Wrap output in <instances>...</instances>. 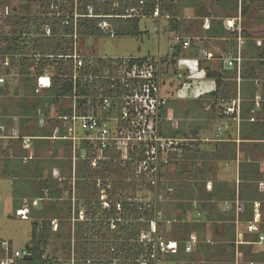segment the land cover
<instances>
[{"label":"rangeland","instance_id":"1","mask_svg":"<svg viewBox=\"0 0 264 264\" xmlns=\"http://www.w3.org/2000/svg\"><path fill=\"white\" fill-rule=\"evenodd\" d=\"M25 1L10 0L9 5L13 9V13L14 10L21 15L25 13L24 9H22ZM3 2L8 3L7 0H3ZM259 9V14L254 12L250 16L255 15L257 22H254L253 26L257 30V34L261 36L264 34L263 6L261 5ZM40 10L39 3H32L33 17L30 21L31 30L28 32L32 35L31 38H37L34 32H36L37 25L39 23L41 24ZM171 20H177L176 15L166 13L163 17H142L140 28L144 32V35L139 38L105 36L92 38L88 41L81 38L78 41L79 55L88 63H96L98 60H103L104 62L105 60L107 62L106 64H109L110 60L107 59L110 58H156L162 66L160 76L162 94L165 98L171 99L170 97L172 96H178L179 86L186 78L185 76H183V79L179 78L181 70L178 64H175L172 60L173 48L178 44L179 40L170 45L168 35L163 31L167 24L169 33H174L170 23ZM4 24L5 20L2 23L3 27ZM158 30H160V35H158ZM146 32L149 33V36ZM172 34L170 35L174 38ZM231 46L225 43L215 42L214 45L213 43L207 44L206 48L213 52L217 50V54L222 53L221 49H225L228 52ZM25 52L26 55L34 58L35 64L38 63V60L39 62L43 60L41 56L35 55L34 51L31 52V48L27 51L25 49ZM164 61L165 63H163ZM34 71H37V66L34 67ZM23 85V77L17 72L14 80L10 84V91L4 96H0V109L7 122H9L11 131L16 127L15 124H20L21 120L19 116L13 117L12 115L16 111H21V104L26 105L24 103L26 97L29 98H27L29 102H33L34 100L29 97L28 92H25ZM52 88L53 84L44 90L38 89L36 91L38 97L35 99L38 100L39 97H48L49 91ZM16 89L20 97H15L14 93ZM185 97L189 98L187 94ZM45 103L44 106L49 107L50 116L55 117V121L57 114L62 113L63 110H67V105L62 101L57 105H48L49 102L46 101ZM207 104V102H204L202 106L209 107L210 104ZM204 112H206V116L196 117V128L201 122H204L202 123L204 127L200 132V141L198 139L196 142L180 143L187 148L186 152L183 151L181 154L176 152L171 147L173 146V141L169 140L155 148L158 156H160L157 165L159 163L163 164L160 175L157 173L140 175L135 168L138 165L133 166L131 165V161H129L132 160L131 157L134 154V152L130 151L131 149L127 152L123 151L119 159L94 164L89 159V156L83 155L85 153L82 150L79 149L77 156L74 157L72 146L70 150V148L59 145L57 143L58 141L45 143L46 141H40V139L34 140L35 148L31 151V147L28 152L23 150L22 142H13L9 147H7L8 145L6 143L4 144L5 146H0V242L5 241L10 244L12 258L16 259L24 251L28 250V246L31 243L33 224L36 222L41 226L44 221H51L52 238L47 249V256L57 259L53 264H75V260H80L82 254H85V250L87 251L89 249L87 243L85 245V242H90V249L88 251H93L98 260H108L111 258L112 247L117 244V241L122 242L121 240H117V238L128 232V226L132 228L134 225H139L140 231H145L143 227L146 221L144 216H142L143 213L136 215L139 216L137 220L135 216L129 214V211H119L113 216L110 213L111 216H107L110 207L113 205L119 207L123 201L127 200L130 209L137 206L138 208H145L149 204L160 205L161 208L158 214V226L153 222L150 225V232L141 233L140 240L137 241L140 248L144 250L139 261L141 262L140 264L148 263L149 252L152 249L150 247L151 244L154 245L158 241L160 243H167L170 240L175 244V248L167 253H161L160 260L157 264H163V262L165 264L171 263L170 261H173L174 253L179 250V240L188 235L191 236L192 231L196 228V217L206 216L203 214L199 215V212L202 211V206L206 201L207 195L218 187L215 186V183L213 185L209 183L210 185L208 184L207 189L204 192H200L199 187L201 182L203 184L200 170L203 168H205L204 170L211 168L217 181L224 182L223 180H225V182L227 181L231 186L235 187L238 184L235 178L238 172L236 174L234 172L236 168V162L234 160L219 163L211 156L209 161H204L201 158L199 159L197 155L198 152L199 154L200 152L210 153L214 150L215 143L213 135L217 128H221L224 132L228 130L226 126L228 122L215 114L217 110L213 111L211 108L210 111ZM42 119L45 121V124L44 127H41L45 128L46 132L51 133L56 126L53 123L46 124V121L52 122L49 117ZM175 122L173 120V122L167 123L162 128L163 133L171 135L176 126ZM35 128H37L36 123L31 121L22 125L23 130H21L23 134L30 135L31 130H35ZM185 134L186 137H189L191 136V131L189 130ZM234 134L236 133L233 132L232 135ZM212 140L213 142H211ZM70 160L72 165L70 164ZM70 165L72 166V170ZM80 175L82 176L80 177ZM142 176L144 177L142 178ZM48 180L49 184H52L51 182L55 183L49 186L50 190L54 192L58 191V198L55 200H51L50 198H45L44 200L36 199L34 197L36 192L44 190L47 187L46 181ZM151 183L154 185L153 188H150ZM261 184L263 185V183ZM95 185H97L98 189L95 188ZM192 185L195 186L193 187ZM211 185L212 187H210ZM76 188L80 191H77ZM50 190L47 189V191ZM24 198L26 199L24 200ZM191 198H196L198 201L192 202V209L186 214L188 217L185 221H180L179 217L186 210L185 205L192 201ZM91 199L92 201H100L102 203V211H106V215L102 211H99L98 215H95L96 217H93L94 212L91 213L93 216H88L86 211L89 210L88 206ZM17 200L21 204V209L14 208L15 201ZM24 205L28 207L24 208ZM70 206L72 208V214L69 212ZM225 206L223 203L217 204V212L214 215L219 216V212L232 209L231 205ZM78 209L80 210L79 217L75 214V210ZM258 209L257 213L260 214V219H262L264 214ZM121 216H125L126 218L122 220L120 219ZM92 220V225L95 224L94 221L102 225V229L99 232L91 226V232L87 228L86 224H91L90 222ZM260 222H257L258 228ZM154 224L155 231H153ZM247 225V223L241 224L242 233L245 232ZM194 240L196 242V238ZM150 242L152 243L150 244ZM175 249L176 251H174ZM250 253L251 249L241 260L249 261ZM185 260L183 264H188V260ZM82 261L83 259L77 262L79 264ZM113 264L134 263L132 260L125 261L124 255L121 254L119 259L117 258Z\"/></svg>","mask_w":264,"mask_h":264},{"label":"trees","instance_id":"2","mask_svg":"<svg viewBox=\"0 0 264 264\" xmlns=\"http://www.w3.org/2000/svg\"><path fill=\"white\" fill-rule=\"evenodd\" d=\"M9 1L10 0H7L8 3H4L3 0H0V4L9 5ZM165 1L166 0H164V2ZM261 2L263 4L264 10V0H261ZM32 3H39L41 9V24L39 23L37 25L36 32H34L37 38H31L29 36L31 34L28 33L29 30H31L30 21L33 17ZM53 6H57L59 9H53ZM250 7L251 5L245 6L243 10V15H245V17L248 16ZM90 8L93 10V17H90L89 14ZM135 8H139V0H26L25 4L22 5V9H24L25 13L21 15L18 14L16 10H14V13L6 18L4 27L3 25L0 26V75L4 73L3 71H1V62H3L7 58L11 61L13 66H20L19 75L23 77L24 80L23 89L25 90V92L29 93L30 98L34 99L33 102H29V98L26 97V99L24 100V103L26 105L21 104V111H16V113L12 115L13 117L19 116L21 118V129L22 125L27 124L31 121H34L36 123L37 128H35V130H31L30 135L23 134L22 129V136H31L35 138L51 137L53 131L51 133L46 132L45 128H42L40 126V120L44 117H49L50 121L52 122H48V125L49 123H53L55 126H58L60 125L57 121L58 117L61 115H67L69 113L68 110H63L62 113L57 114L55 121V117L50 116L49 107H45L44 104H46V101L49 102L48 105H57L60 101H63L66 96L71 95L73 92V86L71 83H66L59 79V75L67 74L69 68L66 66V62L63 59L61 60L60 58L58 59L56 57L67 56L70 55V53H73L75 45L74 36L77 35L78 41H80L81 38H84L88 41L92 38L105 36L116 38H139L144 35V33L140 29L141 18L150 17V15L154 13L155 3L152 1H147L145 9L142 12V17L130 18L131 10ZM76 12L79 16L77 19V30L75 29ZM254 22H257V19H254L252 21L251 18L247 17V22L244 24L245 27L243 31V36L248 40V45L245 51V61L243 64L244 67L242 77L244 79V84L246 83L248 85V92L252 90L251 92L253 98L250 97L251 100L255 99L256 95L255 81L258 79V68L260 66L264 67V62L260 61L264 54V47L260 49L255 45V40L257 38L264 41V34L261 36L257 34V30H255V27L253 26ZM170 23H174V20H171ZM47 29L50 30V36L46 35ZM208 34L216 36L218 38H226L228 35L229 39L237 35L236 33H229L224 31L223 27L221 31H216L214 29L210 30ZM231 44V48H234L233 46L235 44ZM30 48L31 52L34 51L35 55H39L42 57L43 60H40L41 62L38 61V63L35 64L34 58L26 55L25 49L27 51ZM181 50V45H177L175 47V53L172 56L173 62H175V58L179 56ZM199 54V49L196 48V56H199ZM71 62L72 61L70 60L69 63L71 64ZM97 62L101 67L107 65L105 62H103V60H98ZM163 63H165V61ZM35 66H37V71H34ZM46 69H49L53 74V88L51 89V91H49L50 93L48 97H39L37 100L35 98L38 97L36 93V91L38 90V86L36 84L34 73L40 75L43 74ZM205 70L207 78L210 80H214L217 85V90L206 96L208 97L207 99H209L208 102H210L211 108L215 110L216 108H218L219 102L223 98V85L227 80L230 79V77L226 72L227 70L225 71L222 62L220 63L218 70H213L210 68H206ZM9 87L10 84L6 85L5 87H0V96H4L5 94H7L10 91ZM109 93L113 94L110 90ZM227 93L228 97L231 96V90L227 91ZM14 95L15 97H20L17 89L15 90ZM243 97L245 98L244 95ZM226 98L227 97H224V99ZM201 100L202 99L196 100V102H200ZM163 123H161L160 125V135L165 138L175 139L180 132L172 131L171 135L163 133L162 128L165 127ZM196 139H198L197 136ZM40 141H46L45 143H49L48 139H40ZM57 143L63 147L70 148L71 150L70 143L63 141H58ZM181 148L182 152H186L187 148L180 144L179 149ZM215 155L219 157L218 153H216ZM199 156L205 161L209 160L207 153L202 152ZM231 156H233V159H236V155L232 154ZM120 157L121 155L117 154L113 156L109 161H113V159H119ZM131 159L132 160H129L132 163L131 165H139L144 159H146L145 148L140 149V151H134ZM159 164L160 167L159 171L157 172L158 175H160V172L163 168V164ZM241 167L244 169V179L247 183L244 185L239 195V201H241V203L239 204L240 206L238 214L236 211V203L234 202L236 200V188L233 187L229 188L228 190L226 188L218 187L217 189H214L212 193L207 195V202L203 204L202 211L199 212V215L203 214L206 216H215L214 214L217 212V204L212 201L214 200L213 196H215L216 192L218 193L217 196H222L221 198L223 200L226 199V201L234 202L230 211L219 212V216H221L222 218H229L232 222H234L236 216L238 215L240 222L249 224L255 220V216L257 213L256 204H259L258 210L262 211V213L264 214V192L262 191L260 186L261 183H264V169L262 170L259 162L256 161H244L243 164L241 163ZM117 172L119 173V175L121 174L119 171ZM81 176L82 175H80V177ZM143 177L144 176H142V178ZM203 181V184H201L199 187L200 192H204L208 186V182L205 178H203ZM46 183L47 187L40 192H36L34 197L40 200H44L45 198L55 200L56 198H58V191L54 192L53 190H50V186L53 185L54 182H51L52 184H49L48 180L46 181ZM151 185L152 183L150 184V188H153L154 185ZM95 188L98 189L97 185H95ZM47 189H49L50 191H47ZM76 190L80 191L77 188ZM191 199L192 201L185 205V208L188 211L185 210L182 213V216L179 217L180 221L186 220V218L188 217L186 214L192 209V202H196V200H198H195V198ZM128 203L129 202L125 200L122 202V204L119 205V207H115V205H113L112 207H110L109 214H107V216L110 217L111 214L113 216L116 212L119 211H129V214L135 216V219L137 220L139 216L136 215L138 213H143L142 216H144V219L146 221V224L143 227L145 231H140L139 225H134L132 228L128 226V232L117 238V240H121L122 242L117 241V244L112 247L111 258L108 260H98V258L95 257L93 251H88L90 249V242H85V245L87 243V247L89 249H87V251L85 250L84 255L82 254L81 259H83V261L82 263L79 262V264H113L117 258L119 259L121 254L124 255L125 261L132 260L134 264L141 263L139 261L141 260V256L144 253V250L140 248L137 241L140 240L141 233H146L147 231L150 232V225L153 222H155L156 226H158V214L161 208L160 205L149 204V206L145 208H138L137 206L130 209ZM14 208L21 209V205L18 200L15 201ZM88 208L89 210L86 211V213L88 214V216H93L91 213L94 212L93 217H96L95 215H98L99 211H102L103 209L102 203L100 201H92V199L89 201ZM69 212L70 214H72L71 206L69 208ZM102 212L106 215V211L103 210ZM75 214L77 217H79L80 210H75ZM41 218H43V216H41ZM125 218V216L120 217V219L122 220ZM260 221L259 232L252 237L251 241L253 242H257L259 240V236L264 235V215L262 216V219ZM90 223L91 224H86L90 232L92 230L90 229V226L96 229L98 232L102 229L101 224H98L94 221L95 224L92 225L93 220ZM51 226V221H44L41 226L36 222L33 224L31 243L29 244L28 250L26 251L28 255L26 256V258L22 259L19 264H53L55 261H57L55 257L51 258L47 256V249L51 243L50 240L52 238ZM191 241L192 237L190 235L179 240V250L174 253L172 258L173 261L178 262L184 261L185 259L190 261L192 259L191 255H188L185 252L187 244ZM159 244V241L154 244L157 247L155 254H153V252H155L153 251V249H151V252H149L147 264H157V262L160 260L162 252L160 251ZM150 247H153V244H151ZM152 255H155L154 258L152 257ZM186 256L187 258H185ZM80 260L76 259L75 264H78L77 261ZM257 261L261 264H264V253L261 257L257 258Z\"/></svg>","mask_w":264,"mask_h":264},{"label":"built area","instance_id":"3","mask_svg":"<svg viewBox=\"0 0 264 264\" xmlns=\"http://www.w3.org/2000/svg\"><path fill=\"white\" fill-rule=\"evenodd\" d=\"M147 1L155 3V11L150 17L163 16L164 0H139V8L131 10L130 18L142 17ZM247 1L249 0H239L240 10L238 17L227 21L228 30L237 34L229 39L231 43L235 44L234 48H230L231 50H229L228 54H217V58L222 61L224 69L235 72L238 82L242 80L245 51L248 45V40L243 36L245 27L243 10ZM53 9L59 8L53 6ZM12 13V8L9 5L0 4V26L3 20H6ZM89 14L90 17H93L91 8L89 9ZM78 17L76 12V30ZM46 35L50 36L49 29L46 30ZM29 36L31 37V35ZM74 40L75 45L72 54L56 57L63 59L69 68L67 74L59 75V79L63 82L71 83L73 86L72 94L66 96L62 101L67 105L69 113L58 117L57 121L61 126H56L51 137L48 138L22 136L20 124H15L16 127L11 131L10 124L0 109V145L5 146L4 144L6 143L7 147H9L13 142H22L23 150L30 151L31 147H33L32 141L36 139L68 142L72 146L74 157L77 156V151L80 149L85 153L83 155L89 156V159L94 164L107 162L117 154L122 156L123 151L127 152L129 149L134 152L145 148L146 159L135 168L140 175L157 173L160 167V164L157 165V161H159L160 156H158L155 148L158 145H163L168 140L173 141V146L171 147L181 154L180 143L189 142L176 138L168 139L160 135V125L164 121L162 114L168 105V99L162 94L160 79L162 66L159 60L153 57L110 58L107 59L110 60L109 64H104L105 66L101 67L98 62L88 63L81 58L78 51L77 35L74 36ZM255 45L262 49L264 41L257 38ZM191 46L190 40L182 42V47L185 50L190 49ZM199 51L203 59L211 60L213 58L209 49L200 47ZM70 60L72 61L71 64L69 63ZM260 61L264 62V54ZM104 62L107 63L105 60ZM16 67L18 66H13L8 58L1 62V71L4 73L0 75V87L11 84L20 69V66ZM178 67L188 73L186 82L183 83L179 90V98L181 96L185 97L187 94L189 97L187 99L198 100L217 90L214 80L209 79L211 82H208L209 80H207L206 71L201 66L200 58L180 60ZM34 77L39 90H44L53 84V74L49 69H46L40 75L34 73ZM109 90L113 94H110ZM235 112L234 109H228L222 111V115L233 116ZM237 112H239V104ZM44 124L45 121L41 119L40 125L44 127ZM219 132L221 133V130ZM260 186L264 192V183L263 185L260 184ZM257 205L256 209L259 208ZM27 207L24 205V208ZM259 216L260 214L256 213L255 222L253 221L247 225V231L250 233L259 232L257 226ZM239 221V216L237 215L238 225L240 224ZM153 227V231H155V224ZM238 243L245 244L242 233L238 234ZM263 243L264 235H260L257 244ZM195 247V244L188 243L186 252H194ZM159 248L162 253H167L175 248V244L172 242L160 243ZM152 249L156 253V245H153ZM27 255V252L24 251L20 257L14 259L12 258L10 244L5 241L0 242V264H19ZM152 256L154 258L155 255Z\"/></svg>","mask_w":264,"mask_h":264},{"label":"crops","instance_id":"4","mask_svg":"<svg viewBox=\"0 0 264 264\" xmlns=\"http://www.w3.org/2000/svg\"><path fill=\"white\" fill-rule=\"evenodd\" d=\"M244 5H251L248 16L245 17L244 15L245 24L247 22V17H249L250 14L254 12L259 14V8L261 5L263 6V4L261 0H249L245 2ZM239 10V0H166L163 4V16L166 13H172L176 15L177 20H174V23L171 24V27L173 28L171 29L174 30L175 34H172L171 32L169 33L167 24L163 31L167 33L170 45L179 40L177 45H181L182 48L179 56L175 58L174 63L178 64L180 60L200 58L201 66L204 70L206 68L218 70L220 63L222 62L217 58V54L220 53L216 54L217 50L215 52L210 50L213 58L207 60L203 59L200 54L199 56H196V48H206L207 44L209 45L213 43L214 45L215 42L232 45L228 35L226 38H218L209 35L208 32L214 29L216 31H221L223 27L224 31L230 33L231 31L227 28V21L237 18ZM249 18H251L252 21L256 19L255 15H252ZM157 32L158 35H160V30ZM146 33L149 36V33ZM170 34L174 35V38H172ZM179 36H181V38H179ZM189 40L191 41L192 47L185 50L182 47V42ZM175 47L173 48V55L175 53ZM221 52L223 54H228L229 51L226 52L225 49H221ZM226 72L230 79L223 85V98L220 100L218 108L215 109L217 110V113L215 114L228 122L226 125L228 130L224 132L221 128H217V130L214 131V150L207 154L209 160L212 156L219 163L227 162V160H234L236 162L234 172L235 174L238 172L237 177H235L238 184L236 183V187L231 186L230 183L227 181L225 182L223 178L222 180L224 182L217 181L211 168L207 170H204L205 168H203L200 171L202 179L205 178L208 182L207 184L211 183L213 185L215 183L216 187L218 186L227 189L233 187L236 188V200L234 202L236 203V211L238 213L239 204L241 203V201H239V195L244 185L247 183L244 179V169L241 167V163L243 164L244 161H256L259 162L261 169H264V67L260 66L258 68V79L255 81L256 95L255 99L252 100V90L248 92V85L246 83L244 84L243 77L242 80L238 82L234 71L227 70ZM183 76L186 78L181 82L179 86L180 88L188 76V73L184 69H181L179 78L183 79ZM208 82L210 83L211 81L209 80ZM229 90H231V96L228 97L227 91ZM224 97L227 98L224 99ZM170 98L171 99H168V106H166L163 112V118L165 121H163L164 123L162 122L163 125L166 126L167 123H171L175 120L176 126L173 131L180 132L176 136V139L189 142H196L198 139V141H200V132L204 127V124H202L204 122H201L196 128V117L206 116V112L204 111H210L211 106L209 105L210 102H208V97L201 98L202 100L200 102H196V99H187L184 96H181V98L178 96H172ZM204 102H207L209 107L202 106ZM238 104L239 112H237ZM228 109H234L236 111L233 116L222 115V111ZM231 125H233V127H231ZM189 130L191 131V136L186 137L185 133ZM219 130H221V133ZM233 132L236 134L232 135ZM196 136L198 139H196ZM211 142H213V140ZM32 146L31 151L35 148L34 140L32 141ZM201 153L202 152H200V154ZM216 153H218L219 157L215 155ZM200 154L198 152L197 155L199 156ZM232 154L236 155V159H233V156H231ZM200 158L201 157L199 156V159ZM201 160L204 159L201 158ZM212 185L210 187H212ZM192 186L194 187L195 185ZM217 195L218 193L216 192L215 196H213L214 200L212 202H215L216 204L223 203L226 205L225 207L228 205L232 206L234 203L226 201V199L223 200L221 198L222 196L218 197ZM25 199L26 198H24V200ZM258 219L259 221L261 220L260 216ZM243 223L244 222H240L238 225L237 218L232 222L229 218H222L221 216L196 217V228L192 231V241L189 243L195 244L197 250L191 254L187 253L185 250V252L188 255H191L192 258L190 261H187L188 264H261L257 261V258L261 257L264 253V243L257 244L258 241H251L256 233H250L247 231V228L245 232L242 233L241 224ZM239 233L243 234L245 244L238 243ZM195 238L196 242L194 240ZM168 242L173 243L171 240ZM250 249V260H241V258H244V256L249 253ZM185 258H187V256ZM170 262H173L172 264L184 263L183 261ZM163 264H165V262H163Z\"/></svg>","mask_w":264,"mask_h":264}]
</instances>
